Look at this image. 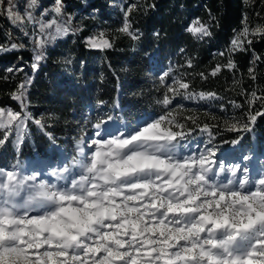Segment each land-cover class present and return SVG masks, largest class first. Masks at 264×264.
I'll return each mask as SVG.
<instances>
[{
    "label": "snow or ice",
    "instance_id": "1",
    "mask_svg": "<svg viewBox=\"0 0 264 264\" xmlns=\"http://www.w3.org/2000/svg\"><path fill=\"white\" fill-rule=\"evenodd\" d=\"M34 5L31 0L29 8ZM61 9V0H56L53 11L60 14ZM7 15L14 23L22 19L11 6ZM127 17L126 12L120 31L136 39ZM53 25L54 33L36 38V48L67 34L55 21L41 23L40 32ZM187 31L201 38L211 35L198 19ZM250 34L264 35V26L250 33L245 23L231 41V51L245 50ZM87 43L97 49L112 47L109 40L96 37ZM43 58L37 52L33 71ZM226 67L235 64L229 60ZM219 71L217 65L211 74ZM30 83L24 81L12 93L21 111L0 108V146L14 131L19 151L26 122L32 120L25 103ZM165 87L160 103L168 106V93L180 95L189 85L174 80ZM213 96L201 93L199 98ZM261 99L253 92L248 104ZM261 116L264 111L249 113L243 124L225 121V130L251 131ZM185 119L196 123L193 117ZM34 123L43 130L41 120ZM103 124L94 125L97 138L89 151L78 145L76 157L49 169L50 180L39 171L25 173L19 160L9 169L0 167V264H264V173L252 179L248 167L217 157L218 146L181 155L187 133L172 112L122 132L101 134ZM201 131L211 136L208 125Z\"/></svg>",
    "mask_w": 264,
    "mask_h": 264
},
{
    "label": "trees",
    "instance_id": "2",
    "mask_svg": "<svg viewBox=\"0 0 264 264\" xmlns=\"http://www.w3.org/2000/svg\"><path fill=\"white\" fill-rule=\"evenodd\" d=\"M52 1L55 0H35L36 14ZM110 2L61 0L62 19L81 11L73 20L79 33L48 42L46 55L32 74L33 52L21 47L13 49L5 34L10 25L4 16L6 7H14L17 0H2L0 107L21 111L12 93L30 79L25 103L34 116L44 119L45 131L57 141L90 131L116 105L115 112L129 126L172 112L185 124L186 138L196 136L208 125L213 134L211 142L226 147L231 143L222 142L249 141L250 135L257 133L256 148L261 151L264 116L258 117L248 132L226 131L225 121L243 124L249 113L264 111V99L248 104L253 92L264 97V35L249 36L244 41L245 50L231 51V41L245 23L264 26L263 0H128L131 10L127 19L136 39L120 31L122 15L109 7ZM90 10L95 14H89ZM193 19L208 25L211 35L201 38L187 31ZM96 25L104 30L112 47L93 49L87 45L84 39ZM229 60L235 68L226 67ZM15 63H24L23 68L16 69ZM217 65L220 71L212 75ZM174 80L187 83L189 88L180 89L181 94L174 97L168 93L172 103L165 106L160 103L167 93L165 86ZM199 93L215 96L195 98ZM233 102L239 107H234ZM186 117L195 118L196 123ZM32 140L39 155L47 153L49 137L44 132L33 131Z\"/></svg>",
    "mask_w": 264,
    "mask_h": 264
},
{
    "label": "rangeland",
    "instance_id": "3",
    "mask_svg": "<svg viewBox=\"0 0 264 264\" xmlns=\"http://www.w3.org/2000/svg\"><path fill=\"white\" fill-rule=\"evenodd\" d=\"M1 1L2 0H0V3ZM30 3L31 0H17V3H15L14 7H11V10L14 13H17L22 17L20 21L15 23L11 19H9L7 15V10L9 9L10 6L8 5L6 7V13L4 14V16L8 18V22L10 25L6 29L5 34L7 37L10 38L12 45L16 44L18 45V47L27 48L28 50L32 51L33 62H34V56L37 54L38 50H40V52L42 51L43 55H46V46H47L46 43L42 49L36 48L35 45L36 38L42 36L47 37L49 32L52 33L55 32V25H53L52 28L46 29L44 33H41L40 32L41 23L48 24L50 21H55L57 24L63 25L68 29L67 34L56 36V38L53 40H58L59 38H65L70 33L73 34L79 33L80 29L77 28V24L74 25L73 20L77 18L76 16L81 15V11H77L76 13L69 15L68 19H62L60 14H57L53 11L56 0L52 1L48 8L42 9L41 12L38 14H36L37 11H35L34 6L29 8ZM108 5L109 7L114 8V10L121 13L123 18L121 25L122 28L125 21V13L129 12V9L131 8V3H129L128 0H111V2ZM95 12L96 11L94 10H90L89 14H95ZM29 13H31V17H32L31 19L28 18ZM196 20L197 19H193L190 22L189 26L193 23V21ZM258 26L261 25L255 24L250 26L249 24H247L250 33ZM244 27L245 25L240 29L237 35L243 31ZM101 34H103L102 37ZM249 36H253V35L250 34ZM249 36L246 39H249ZM89 37H96L98 40L100 39L108 40V38L104 33V30L100 28L99 25H96L93 31L88 36L85 37L84 40L86 41V43ZM93 49H97V48H93ZM32 64H31V69H32L31 73L33 74L36 70L33 71ZM23 65L24 63L21 64L15 63L14 67L16 69H22ZM64 65L66 66L67 62L66 64H63L62 68H65ZM200 94L201 93L195 96V98L199 97ZM206 99H210V98H206ZM115 107L116 105L112 106L109 109L110 111L108 117L103 119V121H105V124H103L102 128L99 129L101 134L130 130L137 126H142L145 122H150L152 120H155V118H147L145 120L138 122L133 126H129L123 120L120 119L119 113L115 112ZM0 108L12 109L9 106L0 107ZM27 111L31 114L32 120L26 122L27 129L23 135V139L19 143V151H17L16 135L15 132L13 131L8 138L9 145H7L6 142L5 145H3V151L2 152L0 151V167L9 169L13 164L17 162V160H19L21 167L25 173H31L32 171H39L41 173L42 179L50 180L52 178L49 177L47 173L51 167H55L57 165L63 166V164L71 161L73 157H76L78 155V145L82 146L85 152H88L91 140L97 138L96 133L98 130L94 128L95 124H93L90 128V131L82 132L80 136L71 135L70 139H68L70 135H67L64 136L61 141H57V139L52 138L53 135L50 132L45 131L44 127L43 130H41V128L34 123V120L36 119L41 120L43 123L44 119L42 117L34 116L32 114V110L28 107H27ZM109 117H112V119L109 120L108 119ZM250 127H252V125ZM1 131L3 132V130ZM33 131H37L41 133L44 132L49 137V145L46 148L47 150L46 154L39 155L36 152L32 140ZM256 134L257 133H252L250 135L249 141H241V139H239L240 143H238L237 145L230 144L226 147L218 146L219 151L217 152V157H219L220 159H224L226 163H239L241 164L242 167L244 166L248 167L249 175L254 180L258 179L259 176L262 173H264V144L262 145L261 151H258L256 148ZM211 137H213L212 133L211 136H209V132H202L200 130L196 136L185 138L182 141V147L179 149L181 155H191L193 153L199 154L201 150L207 147L217 146L211 142L210 140ZM81 142H83L82 145ZM5 146L6 147L9 146L10 149L9 150L6 149ZM29 150L32 153L29 152ZM21 153H23L24 156H22ZM245 156H247L249 159L244 160L243 157Z\"/></svg>",
    "mask_w": 264,
    "mask_h": 264
},
{
    "label": "bare ground",
    "instance_id": "4",
    "mask_svg": "<svg viewBox=\"0 0 264 264\" xmlns=\"http://www.w3.org/2000/svg\"><path fill=\"white\" fill-rule=\"evenodd\" d=\"M103 125H101V128H102Z\"/></svg>",
    "mask_w": 264,
    "mask_h": 264
}]
</instances>
